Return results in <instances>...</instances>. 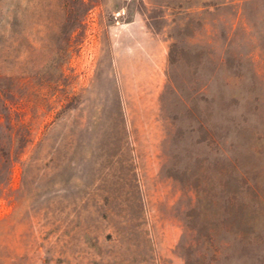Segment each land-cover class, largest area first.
Instances as JSON below:
<instances>
[{
    "label": "rangeland",
    "instance_id": "obj_1",
    "mask_svg": "<svg viewBox=\"0 0 264 264\" xmlns=\"http://www.w3.org/2000/svg\"><path fill=\"white\" fill-rule=\"evenodd\" d=\"M240 5L0 0V264H209L225 243L216 264H264V7ZM134 19L169 42L152 82L112 66Z\"/></svg>",
    "mask_w": 264,
    "mask_h": 264
},
{
    "label": "crops",
    "instance_id": "obj_2",
    "mask_svg": "<svg viewBox=\"0 0 264 264\" xmlns=\"http://www.w3.org/2000/svg\"><path fill=\"white\" fill-rule=\"evenodd\" d=\"M117 31L121 38H126L128 43L126 47L114 51L113 54L112 66L117 72L118 79H122L124 75L130 78L131 65L135 72L134 82H148V79L152 82L151 77L145 73L151 65L162 64L164 69L168 70L170 63L169 42L159 43L155 37L148 34L144 27V21L134 19ZM117 82L122 81L117 80ZM168 88L173 91L171 86Z\"/></svg>",
    "mask_w": 264,
    "mask_h": 264
},
{
    "label": "trees",
    "instance_id": "obj_3",
    "mask_svg": "<svg viewBox=\"0 0 264 264\" xmlns=\"http://www.w3.org/2000/svg\"><path fill=\"white\" fill-rule=\"evenodd\" d=\"M237 1H240L241 2V5L238 7V10L241 9V13H242V18L246 17L247 14L249 13V10L250 9H257V8H262L264 7V0H237ZM238 10L236 11V14L238 13ZM261 18L264 20V12L261 14ZM238 103V99H237V94L235 92L231 93L230 96H229V103H228V106L229 108L231 106H234ZM235 138H230V142L228 143L229 144V148H232L233 145H235ZM229 164H230V167H231V170L233 171V173L236 171V164H235V161L233 160V158H230L229 160ZM234 176V175H233ZM255 198H257L260 202L261 205H263V209H264V200L260 199L258 196H255ZM237 199H238V192L237 190L233 191L232 194L230 195V198H229V202L230 204L233 206L235 204H237ZM263 213V217H264V211H262ZM244 218L246 219V222L249 223V235L252 236V241L253 242H257L258 240V218L257 216L254 214V213H251V212H246L244 214ZM228 249V244H224L223 246H218V247H215L213 245H210L209 246V250H210V253L212 255V259H211V262L209 264H216L219 262L220 258H222L224 252H226Z\"/></svg>",
    "mask_w": 264,
    "mask_h": 264
},
{
    "label": "built area",
    "instance_id": "obj_4",
    "mask_svg": "<svg viewBox=\"0 0 264 264\" xmlns=\"http://www.w3.org/2000/svg\"><path fill=\"white\" fill-rule=\"evenodd\" d=\"M124 16H125L124 11H118V12H116V13H114V14L112 15V18H113V20L118 21V20L123 19Z\"/></svg>",
    "mask_w": 264,
    "mask_h": 264
}]
</instances>
